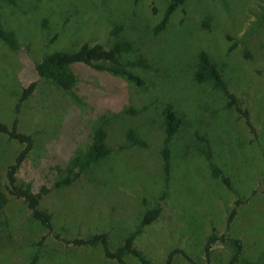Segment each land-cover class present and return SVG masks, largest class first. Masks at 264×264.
<instances>
[{
	"label": "rangeland",
	"instance_id": "rangeland-1",
	"mask_svg": "<svg viewBox=\"0 0 264 264\" xmlns=\"http://www.w3.org/2000/svg\"><path fill=\"white\" fill-rule=\"evenodd\" d=\"M170 2L0 0V20L17 36L16 49L0 39V121L11 125L17 118L18 130L35 139L15 184L49 188L39 206L52 215V227L44 226L24 198L10 193L8 167L23 144L0 134V191L8 198L0 209V264H29L36 253V264H117L101 245L65 239L106 232L115 249L158 205L160 215L134 242L154 264H164L173 250V264H230L229 241L217 242L207 256L213 233L243 241L236 264H264V0H185L157 32ZM121 40L133 44L123 63L148 64L130 66L142 84L75 63L77 82L69 92L35 68L57 50ZM201 50L218 65L254 129L222 89L194 78ZM31 82L36 88L17 111ZM169 105L182 124L169 143L167 176L162 149ZM99 125L110 154L72 184L54 188L56 167L64 169L75 151L85 150ZM131 128L146 146L130 143ZM122 264L141 262L129 254Z\"/></svg>",
	"mask_w": 264,
	"mask_h": 264
},
{
	"label": "trees",
	"instance_id": "trees-1",
	"mask_svg": "<svg viewBox=\"0 0 264 264\" xmlns=\"http://www.w3.org/2000/svg\"><path fill=\"white\" fill-rule=\"evenodd\" d=\"M184 2L185 0H171L163 19L155 27L157 32L165 28L170 15ZM121 28L122 25L116 26L114 32H118L121 30ZM0 39L5 41L11 48H17V36L15 31L6 29L1 20ZM132 48L133 44L129 40L116 41L110 47H105L99 42H84L73 51L57 50L46 54L36 62L35 68L39 76L50 80L56 86L69 92H71V89L77 82V76L71 69V65L75 63L87 64L96 70L108 71L118 76H125L129 80L137 82L138 84H142V79L132 71L130 66L146 67L148 66L147 62L144 59L128 61L127 63H123L121 61V58L127 52L131 51ZM194 78L198 82L210 81L216 88L222 89L230 99L228 105H234L237 111L242 112L246 116L247 123L252 129H254V126L250 121L248 111L242 109L238 103V100L236 99V96L231 91H229L221 70L206 50H201L199 52ZM36 85L37 82H31L28 86L24 87L23 92L16 104L17 111H19L22 102L32 95ZM132 111L134 112V110ZM181 124L182 120L174 111L173 107L171 105L167 106L165 109L166 137L164 140V147L162 149L164 170L167 176L171 170V154L169 143L174 134L178 131ZM0 134H6L9 138L16 139L21 144H23V148L16 156L14 162L8 167L7 175L9 183L11 184V188L9 190L10 193L25 199L28 207L32 211V217L35 220L41 222L46 227H52L51 213L46 209L40 208L39 206L42 196L49 191V188L42 186L39 192H34L30 184H15L16 172L35 146V139L33 135L18 130L17 118L13 120L11 125L0 121ZM92 134L93 140L85 150L78 149L75 151L74 155L70 158L64 169L60 168L59 166L56 167L59 171V178L53 183L54 188H61L72 184L75 180H77V178L81 176L82 173L86 172L93 163L100 161L110 154L111 147L107 142V130L103 126L99 125L94 129ZM128 138L132 145H147V142L137 135V132L134 128L129 129ZM207 157L210 159L211 155L207 153ZM211 168L215 176H220L226 184L230 185L229 178L222 173L218 166H216L214 163H211ZM7 201V196L0 191V209ZM161 210L162 208L160 205L152 209H147L144 212L136 230L128 235L115 249H111L109 236L106 232H97L86 238L75 237L65 240L67 243H73L77 246L101 245L104 254L109 258L117 260V264H122L124 262L125 256L129 254L137 257L141 264H154L142 250L135 246L134 242L135 238L142 232L143 228L158 218ZM235 214L236 209L234 208L232 210V214L230 215V220ZM225 240L231 242L234 246V252L231 257L230 264H236V262L241 260L244 249L243 241L239 238H225V236H218L213 233L209 235L205 244L206 254L209 256L211 248L217 242ZM174 252L175 251L173 250L169 253L164 261V264H173ZM37 260L38 254L36 253L29 264H36Z\"/></svg>",
	"mask_w": 264,
	"mask_h": 264
}]
</instances>
